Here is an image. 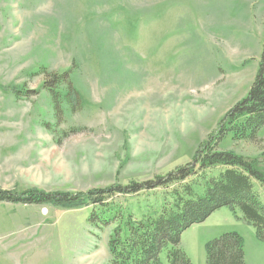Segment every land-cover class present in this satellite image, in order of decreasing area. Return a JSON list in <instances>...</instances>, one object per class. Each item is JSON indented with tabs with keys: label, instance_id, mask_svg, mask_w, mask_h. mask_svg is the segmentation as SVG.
<instances>
[{
	"label": "rangeland",
	"instance_id": "obj_1",
	"mask_svg": "<svg viewBox=\"0 0 264 264\" xmlns=\"http://www.w3.org/2000/svg\"><path fill=\"white\" fill-rule=\"evenodd\" d=\"M263 52L264 0H0V190L153 181L206 144L263 162L264 127L237 140L225 121ZM65 75L74 91L55 107L43 86ZM253 184L264 203V182ZM162 195L118 200L139 217ZM89 212L0 204V264H111L112 229L92 228ZM228 233L242 237L245 264H264V238L229 208L184 232L180 248L207 264L208 244Z\"/></svg>",
	"mask_w": 264,
	"mask_h": 264
},
{
	"label": "trees",
	"instance_id": "obj_2",
	"mask_svg": "<svg viewBox=\"0 0 264 264\" xmlns=\"http://www.w3.org/2000/svg\"><path fill=\"white\" fill-rule=\"evenodd\" d=\"M65 83L67 89L62 90L61 85ZM70 84L65 75L46 81L43 90L52 95L55 107H59L71 100L74 89H70ZM12 91L18 98L28 97L30 93ZM225 121L226 131L237 140L254 139L264 127V52L248 96L226 115ZM204 146L192 164L153 181L131 182L77 195L37 189L24 193L0 190V204L90 209L88 223L92 228L101 232L112 229L108 239L111 264H162L160 257L164 252L169 264H192L180 248L182 234L222 208H229L235 214L241 212L243 219L264 238V203L253 184V181L264 182V161L232 152H215L209 144ZM218 167L223 171L208 177L207 172ZM195 177L200 178L194 184L185 183ZM171 186L174 188L169 191ZM159 190L163 191L162 205L158 210L151 205L150 211L139 217L118 200ZM207 264H245L242 237L228 233L209 243Z\"/></svg>",
	"mask_w": 264,
	"mask_h": 264
}]
</instances>
